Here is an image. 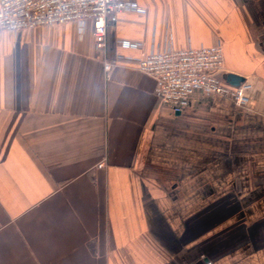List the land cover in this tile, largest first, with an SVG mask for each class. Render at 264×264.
Wrapping results in <instances>:
<instances>
[{
	"label": "crops",
	"instance_id": "obj_1",
	"mask_svg": "<svg viewBox=\"0 0 264 264\" xmlns=\"http://www.w3.org/2000/svg\"><path fill=\"white\" fill-rule=\"evenodd\" d=\"M137 3L106 54L90 21L0 31V264H264V0ZM219 42L246 109L137 69Z\"/></svg>",
	"mask_w": 264,
	"mask_h": 264
},
{
	"label": "built area",
	"instance_id": "obj_2",
	"mask_svg": "<svg viewBox=\"0 0 264 264\" xmlns=\"http://www.w3.org/2000/svg\"><path fill=\"white\" fill-rule=\"evenodd\" d=\"M143 12L137 0H0V31H22L43 26L78 22L82 31L91 22L98 50L106 54L108 24L122 12ZM123 47L137 45L124 43ZM109 73L117 60L104 59ZM223 43L211 47L177 50L172 45L154 47L138 59L137 69L156 82V94L174 113L189 107L200 92L206 97L222 96L235 105L247 108L252 101L253 84L231 87L222 79ZM104 162L97 165L99 169ZM207 264H211L208 262Z\"/></svg>",
	"mask_w": 264,
	"mask_h": 264
},
{
	"label": "water",
	"instance_id": "obj_3",
	"mask_svg": "<svg viewBox=\"0 0 264 264\" xmlns=\"http://www.w3.org/2000/svg\"><path fill=\"white\" fill-rule=\"evenodd\" d=\"M222 77L231 87H239L242 83H245V79L243 77L231 73L224 74Z\"/></svg>",
	"mask_w": 264,
	"mask_h": 264
}]
</instances>
